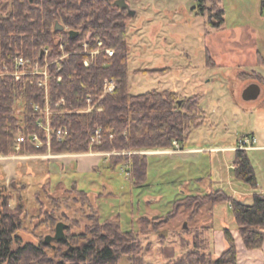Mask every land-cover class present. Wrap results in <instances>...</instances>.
Masks as SVG:
<instances>
[{"label": "trees", "instance_id": "obj_1", "mask_svg": "<svg viewBox=\"0 0 264 264\" xmlns=\"http://www.w3.org/2000/svg\"><path fill=\"white\" fill-rule=\"evenodd\" d=\"M116 2L0 0V156L116 152L108 158L110 169L115 171L119 164L127 166L132 182L143 187L147 181V157L135 152L172 148L174 141L184 144L192 131L207 121L201 95L183 98L172 90L130 93L128 31L124 19L132 15ZM198 2L199 12L209 15L216 29H222L225 11L221 0ZM58 24L63 28H57ZM72 32L76 35L72 36ZM86 40L90 42V51L99 48V42H103V50L96 55L86 53ZM106 49L113 50L114 55H107ZM20 58L27 61L23 67L17 65ZM45 59L49 62L48 84L44 82L46 76L35 67L38 64L43 70ZM16 71L24 73L17 78ZM107 81L114 82L113 92H106ZM234 164L235 178L256 188L257 175L246 150L236 152ZM1 177L0 183L3 174ZM47 182L50 181L43 182L45 191ZM27 187L21 177L0 185L4 209L0 211V264H121L127 258L130 264H153L145 260L135 230H123L118 219L102 221L96 211L88 216L91 225L79 235L67 237L64 232L62 240L47 243V236L39 244L22 245L17 233L24 216H28L24 204ZM70 195H75L84 207H93L91 195L76 185L66 196L52 199L55 204L59 201L69 204ZM224 203L231 204L245 246L261 248L263 194H255L251 204L234 199L224 190L189 194L176 200L169 217H176L181 209H190L188 221H193L204 208L211 214ZM54 215L45 219L49 226L53 223V231L60 223L69 229L68 224ZM139 221V232L160 233L158 220L141 216ZM209 229L203 226L193 232L191 242L182 239V255L166 264H238L237 244L230 229H225L228 247L218 257L210 252L211 241L206 235Z\"/></svg>", "mask_w": 264, "mask_h": 264}, {"label": "rangeland", "instance_id": "obj_2", "mask_svg": "<svg viewBox=\"0 0 264 264\" xmlns=\"http://www.w3.org/2000/svg\"><path fill=\"white\" fill-rule=\"evenodd\" d=\"M125 1L135 11L133 16L128 15L124 19L128 31L130 93L137 95L154 90H172L183 98L201 95V105L207 111L208 119L192 131L184 146L202 147V153L194 156L160 153L177 150L175 147L138 151L147 157L148 162L147 181L143 187L132 182L127 166L119 164L115 171L110 169L108 158L116 152L0 156V178H3L1 174L4 176L0 185L20 177L28 184L24 192L28 216H24L23 226L17 233L22 245L39 244L47 236L56 235V230L52 229L53 223L51 226L45 223L49 214L55 213L59 221L68 224L69 229L63 228L68 237L85 232L92 222L89 214L96 211L100 213L102 221L109 219L115 222L118 219L123 230H135L147 262L166 264L182 255V239L191 242L193 232L202 230L203 226L213 223L219 227L226 223L229 227H235V221L231 220L232 212L225 209V203L214 208V218L206 208L193 221H188L190 209H181L176 217L169 215L175 209L176 200L189 194H205L223 188L229 196L232 195L228 180L222 184L212 182L218 176L226 178L231 174L233 182L244 183L235 178L234 170L228 168L234 162L236 153L210 149L217 145L233 144L237 137L257 133L254 129L257 128L259 113L255 110L262 104V98L252 101L243 99V86L251 78L237 74L233 65L235 59L233 63L227 43L229 45L232 31L241 35L248 23L259 27V22H264V10L262 2L258 0H221L225 24L222 29H216L210 22V16L199 12L198 0ZM89 46L90 42L86 40V53L96 55V52L103 50L99 44L95 51H90ZM107 50L111 49H106V53ZM211 59L217 65L211 66ZM45 62V67L39 71L47 72L44 82L48 84L49 62L47 59ZM17 113L20 115L19 108ZM45 129L51 132L49 126ZM180 146L183 144L180 143ZM29 156L32 159H28ZM85 156L91 159L95 157V162L102 158L103 162L95 171H77ZM48 174L50 177L46 178ZM45 180L50 181L47 182L48 191L43 187ZM74 185L91 195L92 208L84 207L74 198L75 195H70L69 204L63 201L54 203L52 197L66 196ZM1 191L6 194V191ZM13 204H16V200ZM3 210L0 196V211ZM141 216L158 220L160 233L153 230L139 232ZM168 218L170 220L165 222ZM206 235L209 237L208 233ZM145 248H148L147 251ZM121 264L130 262L127 258Z\"/></svg>", "mask_w": 264, "mask_h": 264}, {"label": "crops", "instance_id": "obj_3", "mask_svg": "<svg viewBox=\"0 0 264 264\" xmlns=\"http://www.w3.org/2000/svg\"><path fill=\"white\" fill-rule=\"evenodd\" d=\"M258 2H262L263 4L262 8L264 10V0H258ZM259 24H260L259 27L258 26L255 27L248 23L247 25L244 26L243 28L244 32L241 35H238L236 32L234 33L232 31V34H230L231 40L229 41V45L227 43V48L229 49L228 51L232 52L231 60L233 63H234L233 60L235 59V64L233 65L236 67L237 74H239L241 77H243V75H246L244 76L245 78L247 77L251 78V80L247 81V83L244 84L243 86L242 97H243V91L250 84L257 83L261 86V94L257 99L262 98V102H261L262 104H260V107L258 109L256 110L253 109L255 111L258 110L257 112L259 113L258 115L259 118L256 120L257 128L254 129L255 131L257 130V133H251L248 135H244L240 138L237 137L235 142H233V144L217 145L210 149L211 151H216V152L232 151L236 153L238 150H241L239 146H240L241 140L244 137L250 136L256 139L254 146H252L249 149H246L249 155V158L251 160V163L255 169L256 175H257L258 185L256 188H253L248 184L243 183L242 185L237 182L236 183L233 182L234 177H232L231 174L226 175V178H221L218 176L214 178V180L212 181L215 184H222L225 182V180H228V185L230 186V190L232 191L231 196L234 199L244 202L246 204L252 203L253 197L255 194L264 195V91H263V88H264V22H259ZM215 65L217 64L215 60L213 59L211 66H215ZM203 150L204 149L202 147L186 148L183 144L181 150H170L169 149V150H166L160 153L162 154L167 153V155H173V156L175 155H179V156L180 155L182 156L193 155L194 156V155H199L200 153H202ZM102 155L104 154L102 153ZM29 157L30 158L28 159H32V156H29ZM94 160H95V157L91 159L90 157L85 156V158L81 160V164L83 163L82 166H80V169L78 170L76 168V170L80 172L96 170V168L103 162V160L102 158H100L99 160H96V162ZM89 161L90 163L91 162L93 163L90 164ZM21 162L28 163V161H21ZM77 166H79L78 161H77ZM228 168H230V171L234 170L235 168L234 162ZM29 171H31V169ZM217 190H224V189L218 188ZM225 209L230 210L232 212L231 204L228 203L227 206H225ZM210 215L213 218L215 217L214 213H211ZM231 217H232L231 220L234 221L233 216ZM207 226L210 227V229L207 231V233L209 234V239L211 241L210 252L212 253L214 257L220 256L227 249L228 243L225 237V229L230 228V232L235 238V241L237 244L238 264H264V244L261 248H258V249H248L245 246V243L240 235V232L236 224H235V227H229V225H227L226 223H223V225L219 227L215 226L213 223Z\"/></svg>", "mask_w": 264, "mask_h": 264}, {"label": "water", "instance_id": "obj_4", "mask_svg": "<svg viewBox=\"0 0 264 264\" xmlns=\"http://www.w3.org/2000/svg\"><path fill=\"white\" fill-rule=\"evenodd\" d=\"M116 4L120 7H125L129 9V13L133 16L135 14L134 10H131L129 8L128 3L125 0H118L116 2ZM57 28L62 29L63 26H61L60 24L57 25ZM76 32H72V36H75ZM261 94V86L257 83H253L250 84L249 86H247L245 88V90L243 91V98L246 101H250V100H256ZM65 227V225L63 223H60L57 225V230H56V235L54 237L48 236L47 237V243H49L50 241H52L53 239L55 240H62L65 239V234L63 231V228Z\"/></svg>", "mask_w": 264, "mask_h": 264}, {"label": "built area", "instance_id": "obj_5", "mask_svg": "<svg viewBox=\"0 0 264 264\" xmlns=\"http://www.w3.org/2000/svg\"><path fill=\"white\" fill-rule=\"evenodd\" d=\"M99 46H103V42H99ZM96 53H99V51L96 52ZM107 53H108L109 56H113V55H114V51H113V50H107ZM26 63H27V61L24 60L23 58H20V59L17 61V65H19V67H23V66H25ZM35 67H37L36 70L39 72L38 64H35ZM23 73H24V72L16 71V73H14V75H15L17 78H20L21 75H22ZM42 73H43V74H46L47 72L44 71V72H42ZM42 83H43V82H40V84H42ZM114 89H115V84H114V82H113V81H107V83H106V92H113ZM97 134H99V131L97 132ZM19 141H20V142H23L24 139H23V138H19ZM255 142H256V139H255L254 137L246 136V137H244V138L241 140L239 148H240L241 150L249 149V148H251L252 146H254ZM173 145H174V147H175L177 150H181V149H182V147L180 146V143H179L178 141H174V142H173Z\"/></svg>", "mask_w": 264, "mask_h": 264}, {"label": "flooded vegetation", "instance_id": "obj_6", "mask_svg": "<svg viewBox=\"0 0 264 264\" xmlns=\"http://www.w3.org/2000/svg\"><path fill=\"white\" fill-rule=\"evenodd\" d=\"M118 1V0H117ZM120 7V6H119Z\"/></svg>", "mask_w": 264, "mask_h": 264}]
</instances>
